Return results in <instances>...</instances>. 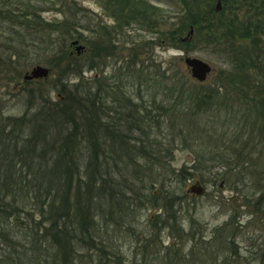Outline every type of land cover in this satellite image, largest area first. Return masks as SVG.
Here are the masks:
<instances>
[{"label": "rangeland", "instance_id": "1", "mask_svg": "<svg viewBox=\"0 0 264 264\" xmlns=\"http://www.w3.org/2000/svg\"><path fill=\"white\" fill-rule=\"evenodd\" d=\"M183 1L170 8L165 3L162 33L172 30V19L166 17H173L172 11L181 14L186 8ZM25 2L0 0V27L7 21L13 23L6 18V10H19L22 4L27 7ZM27 8L41 11L43 19L65 21L75 29L67 43L56 38L64 44L54 43V52L31 50L26 58L14 57L7 75L0 68V130L9 117L21 118L34 98L43 96L54 102L63 82L85 88L92 85L94 76L105 77L110 86L119 88L120 98L132 99L128 97L132 85L142 83L146 92L134 95L132 104L138 105L143 95L148 111L158 117L161 113L163 118L143 128L146 152L132 159L104 154L97 167L91 161L88 165L86 154L81 153L77 167L71 166L73 171L64 175L59 191L62 200L45 205L49 182L34 185L41 190L36 198L30 190L17 195L18 220L0 217V264H64V256L67 264H264V214L255 202L264 194L260 192L264 190V115L260 116L262 109L258 111L253 102L248 105L252 94H235L238 75L228 71L229 56L239 57V45L246 43L230 49L224 45L179 46L166 39L162 45L143 48L120 42L116 51L110 49L94 58L98 45L95 0H30ZM3 29L1 51L19 39L15 31ZM72 41L83 47L78 56L75 46H70ZM62 54L72 56L67 73H60L67 62H61L62 66L56 62L60 68L55 71L50 67L54 56ZM185 57L211 66V74L200 87L191 79ZM35 66L48 69V77L24 83L23 75ZM253 78L262 80L254 73L246 81L248 88ZM209 95V101L197 102ZM107 103L111 105L109 98ZM14 163L16 170L19 167ZM12 164L11 160L6 165L10 168ZM187 172L192 176L184 179ZM196 181L204 188L199 196L188 192ZM82 197L85 203H76ZM59 202L68 204L65 219L76 225L82 222L93 240L79 234L86 245L71 243L68 248L70 238L65 249L52 245L43 228L58 216L54 211L60 209ZM70 223H65L68 229ZM69 236L76 238L77 234Z\"/></svg>", "mask_w": 264, "mask_h": 264}, {"label": "trees", "instance_id": "2", "mask_svg": "<svg viewBox=\"0 0 264 264\" xmlns=\"http://www.w3.org/2000/svg\"><path fill=\"white\" fill-rule=\"evenodd\" d=\"M29 1L26 0L25 2L27 7ZM183 4L186 8L181 11L179 17L182 24L177 25V23H174L171 27L172 30L165 34V39L179 46H190V44H180L175 38V35L179 34V29L183 35V32L187 30L186 26L194 21L190 4L185 0ZM256 6L251 0V2L244 5L246 11L242 16L235 12L228 13V15L222 14L208 20L207 23L212 24V27L208 29L207 45L212 47L224 45L233 49L236 47L235 45L241 43L238 41L240 40L239 38L250 39V43L246 42L244 46L239 45L240 51L237 53L239 57L229 56L230 70L228 71L238 75L236 77L238 80L236 81L239 91H235V94H252L254 98L250 101L247 100L251 103L248 105L256 104L255 107L258 111L262 109L259 114L263 117L264 78L262 76H264V58L262 53H264V5H260V8ZM27 7L22 4L19 10L11 12L7 9L6 13H4L6 18H9L13 23H8L6 20V25L3 24L0 28H4V31H15L19 37L17 42L10 44L5 49L6 51H1V47L0 64L4 66H2L4 69L1 66L0 68L2 71L4 70L3 72L6 75L8 73L7 70L11 69L10 66L13 65L12 59L14 57L24 55L26 58L31 54V50H35L37 53L39 51L54 52V43H63L58 41L61 39L60 37L64 39V43L72 39V31L75 27L72 28L65 21L43 19L40 15L41 11L29 12ZM260 16L261 19H259ZM56 38L59 39L56 41ZM102 48L105 52H109V45ZM97 49L101 48L94 46V58H99L98 54H96ZM8 51L10 52L8 53ZM226 54L228 55L230 52ZM65 56L64 54L55 55L50 65L51 69L54 71L59 69L58 62H60L61 66L63 65L61 62H67V65L64 64L63 69L60 71V73H67L70 70L68 61L72 59V56L70 54L67 57ZM55 63L56 66H53L52 64L55 65ZM254 73L262 80L258 81L257 78L256 80L253 78V84L251 88H248L245 85L246 81L249 82L248 78ZM260 73H262L261 76ZM58 78L60 77L56 76V79ZM183 79L186 78L183 76ZM92 82L90 87L85 88L79 84L68 87L67 83L63 82L58 88L61 94L55 97L56 100L54 102L43 96L34 98L35 96L31 91L30 95L34 98L32 100L33 105L27 109L21 118L9 117L2 126L0 130V192H4V194H0V217L1 214L4 215L1 218L5 221L13 217L17 219V213L21 211V208L16 206L17 195L23 196L30 191L34 192V195L36 192H41V190L35 189V184L49 182L50 193L46 196L44 195V199L47 200L45 205L54 203L58 198L59 201L62 200L59 191L63 185L64 175L77 167V159L81 153V155L86 154L88 165L91 161L94 165L97 164L98 167L100 156L102 157L104 154L108 155V157L114 155L115 158L129 160L135 155L138 156L141 152H146L144 144L148 140L145 139L147 134L143 131V128L146 129L152 124V121H158L163 118V116H160L161 113L158 117L148 111V102H144L143 95L140 96L138 105L132 104V100L134 99L135 101L137 98L134 95L146 92L144 90L146 86L142 85V83L132 85L134 87L133 93L128 96H132V99H127L124 97L120 98V95H122L121 92H118L120 89L110 86L105 77L99 79L94 76ZM196 85L197 87L201 86V84ZM110 88L117 91L110 92ZM242 88H247L248 91ZM180 92L184 94L186 91L181 89ZM211 97V95L209 97H201L197 102L205 103ZM108 98L111 100V105L107 103ZM186 98V101H188L189 97L186 96ZM255 99L257 102L253 101ZM132 105L137 110L132 109ZM135 110L138 112V116L141 115L140 120H137ZM15 133L16 135H14ZM137 133L138 138H134ZM147 154L151 155L149 152ZM11 160L13 161V167L10 165V168H8L6 164ZM14 160L17 162V168L19 167L16 170L14 168ZM97 161L99 162L97 163ZM36 166L37 168H35ZM87 167L85 165L84 170ZM85 173L87 174V172ZM180 173L185 174L186 172L181 171ZM186 175L184 179L191 177L192 172L190 174L187 172ZM28 177L30 178L28 179ZM263 191L260 190V192ZM9 195L11 196L9 197ZM80 199L76 203H85L83 197ZM256 201L258 202L256 205L264 214V194L261 193ZM59 204L60 209L54 211L58 216H55V219L51 218L49 227L43 228L45 236L51 237L52 245L56 246L57 244L62 249H65L67 245L68 248L71 247V243L86 245V242L79 237V234L87 235L89 240H93L92 232L86 230L82 222L76 225V222L69 220V218L65 219L68 204L66 202L64 204L59 202ZM66 222H72L69 225V229L68 224H65ZM17 223L15 222L14 224ZM71 225L75 226V228H71ZM74 233L77 234L76 238L69 236ZM68 238L71 239L69 244H67ZM64 264H67L65 256Z\"/></svg>", "mask_w": 264, "mask_h": 264}, {"label": "flooded vegetation", "instance_id": "3", "mask_svg": "<svg viewBox=\"0 0 264 264\" xmlns=\"http://www.w3.org/2000/svg\"><path fill=\"white\" fill-rule=\"evenodd\" d=\"M248 2L251 0H189L194 21L186 26L187 30L183 32V35L179 29V34H176L175 38L180 44L205 46L208 44V29L212 27V24L207 23L208 20L235 12L242 16L246 11L244 5ZM165 3L169 8L176 7L180 5V0H95L98 8L97 46L101 48L97 49V56L101 58L100 55L103 56L105 52L101 45H109L111 46L109 50L115 49V51L116 44L119 45L120 42H130L141 48L162 45L165 34L160 30L165 26ZM253 3L260 8V5H264V0H253ZM172 15L173 17L166 18L172 19V24L178 25L180 11H172ZM239 39L238 41L242 43H250V39Z\"/></svg>", "mask_w": 264, "mask_h": 264}, {"label": "water", "instance_id": "4", "mask_svg": "<svg viewBox=\"0 0 264 264\" xmlns=\"http://www.w3.org/2000/svg\"><path fill=\"white\" fill-rule=\"evenodd\" d=\"M71 46H75L77 56L83 50V47L78 45V41L71 42ZM184 63L189 71L188 73L190 74V77L197 83H204V81H206V79L212 72V68L208 63L203 62L202 60L197 58L185 57ZM49 72L50 71L45 67L35 66L34 68L30 69L28 73L23 75L22 81L45 79L48 77ZM188 192H193L195 195L199 196L203 194L204 188L198 181H196L194 186H191L189 188Z\"/></svg>", "mask_w": 264, "mask_h": 264}]
</instances>
